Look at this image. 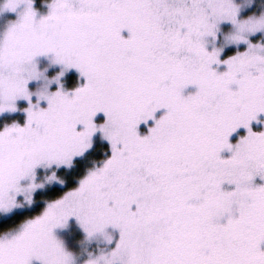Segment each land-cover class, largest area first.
Here are the masks:
<instances>
[{
	"label": "snow or ice",
	"instance_id": "snow-or-ice-1",
	"mask_svg": "<svg viewBox=\"0 0 264 264\" xmlns=\"http://www.w3.org/2000/svg\"><path fill=\"white\" fill-rule=\"evenodd\" d=\"M33 2L0 3L23 4L0 30V112L27 101L24 122L0 128V218L23 209L19 195L31 203L38 167L71 165L98 129L111 154L0 235V264H73L54 233L71 217L115 240L91 264H264V129L250 124L264 113V36L250 38L264 11L241 18L235 0H47L37 15ZM224 21L228 43L246 46L221 58L212 41ZM48 53L63 66L58 86L33 101L35 57ZM69 67L84 82L67 90Z\"/></svg>",
	"mask_w": 264,
	"mask_h": 264
},
{
	"label": "rangeland",
	"instance_id": "rangeland-1",
	"mask_svg": "<svg viewBox=\"0 0 264 264\" xmlns=\"http://www.w3.org/2000/svg\"><path fill=\"white\" fill-rule=\"evenodd\" d=\"M2 2L3 0H0V3ZM235 2L239 5V16L241 18H246L250 14L253 13L259 14L261 11H264V0H235ZM33 7L37 9V15L46 14L48 11L47 0L41 2L38 7H36L33 2ZM22 8H23V4L18 5L16 10L0 9V30L4 28V26L8 21L16 19L19 11ZM231 28H232L231 22H227V21L221 22L220 31L218 32L217 40L212 41V43L217 46H221V45L223 46L221 52V58L233 54L238 48L242 49L243 47L246 46L243 42H240L239 44L228 43L226 37ZM122 34L126 36L128 34L127 30L126 29L122 30ZM261 36H264V31H258L257 33L252 34L250 38L256 40ZM212 43H209L208 45L209 48L212 47ZM35 61L37 64V68L41 73V76L39 79L34 78L28 82L29 89L33 91V95H32L33 101L36 100L35 90L42 83L43 78L54 76L57 72H61V69L63 67L62 65L56 63L52 59L51 53L39 54L38 56L35 57ZM219 67L220 69H223L224 66L220 65ZM59 79L62 86L67 90L73 89L78 84L84 82V77L79 73V70L76 69L75 67H69L67 69H64ZM48 86L50 90H55V88L58 86L57 81L51 80V83ZM183 91L184 94H187L190 91H195V86L188 85ZM26 103L27 101L24 98H18L16 110L14 111L5 110L4 112H0V118H7V117L10 118V121L3 122L0 128H3L6 123H11L13 120L22 124L24 122L26 115L25 112L23 111V108L26 106ZM41 105L46 106V101L41 100ZM164 111H166V109L164 108L157 109L156 112L154 113V116L156 118H159V116L162 115ZM258 116L259 119L250 122L251 127L257 131L264 129V113H260L258 114ZM104 118L105 116L102 111L98 112L93 117L94 121H96L97 123L103 121ZM153 124H154L153 118H149L147 122L140 121L138 124V133L140 135L147 134V132L149 131V127ZM246 131L247 129L244 128V126L242 125L239 126L230 135V140L234 143L238 139V137L240 135L245 134ZM90 139H91V147L83 155H79L75 157L71 165L66 167L62 166L60 168L38 167L36 169V175H35V183L37 187L35 189H32L28 193L29 196L31 197V203H29V201L27 200H23L22 195H19L18 198L21 199L19 201V204L20 206H23V209L15 213H30V211H32L35 208L36 204H40L41 208L37 212L39 213L46 206V202H41V201L36 202L35 195L39 193L41 197H43L45 192H47L48 188L54 187L55 185L57 186L62 185L64 183L65 176L67 177L69 175L68 172L70 168L73 166L74 162L85 156V154H87L88 152L93 151L94 149L97 150L98 146H105L107 148L105 151V156L98 163L94 164L95 166H99L102 163V161L111 154L110 142L102 135L99 129L92 135ZM223 154L228 155L229 153L227 152V150H225ZM79 179L76 181L75 186L78 185ZM257 181L259 182V178H257ZM1 219L2 218H0V220ZM106 231L113 233L115 237L118 230L113 229L111 226H107ZM6 233L7 232L3 234ZM54 233L62 241L65 249L69 253H71L73 258V264H86V262L91 258H97L102 255H105L109 252L110 248L113 247L115 243V240L109 241L106 238V236L100 232H97L90 236L87 232H85L81 224L74 217L69 218V220L64 225L57 226L54 229ZM33 264H40V262L33 260Z\"/></svg>",
	"mask_w": 264,
	"mask_h": 264
},
{
	"label": "trees",
	"instance_id": "trees-1",
	"mask_svg": "<svg viewBox=\"0 0 264 264\" xmlns=\"http://www.w3.org/2000/svg\"><path fill=\"white\" fill-rule=\"evenodd\" d=\"M46 0H34V5L38 7L41 2ZM10 121V118H0V127L3 122ZM105 146H98V149L88 152L82 158L76 160L73 166L69 170V175L64 178V183L62 185H55L50 187L45 192L44 196L41 197L39 193L35 195L36 202H47L52 199L59 197L64 191L69 190L75 186L76 181L94 164L98 163L104 156L106 151ZM41 208L40 204H36L35 208L30 211V213H14L11 216L4 217L0 220V235L8 232L18 224H20L24 219L25 215L31 216L37 213Z\"/></svg>",
	"mask_w": 264,
	"mask_h": 264
},
{
	"label": "clouds",
	"instance_id": "clouds-1",
	"mask_svg": "<svg viewBox=\"0 0 264 264\" xmlns=\"http://www.w3.org/2000/svg\"><path fill=\"white\" fill-rule=\"evenodd\" d=\"M58 73V72H57ZM57 73L52 77H44L42 83L39 85V87L35 90V92L39 93H47L49 91V80H52L54 77H56ZM96 258L89 259L86 264H91L92 261H94Z\"/></svg>",
	"mask_w": 264,
	"mask_h": 264
}]
</instances>
